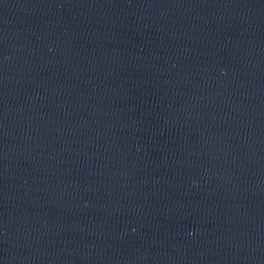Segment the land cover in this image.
I'll use <instances>...</instances> for the list:
<instances>
[{
  "label": "water",
  "instance_id": "95a60500",
  "mask_svg": "<svg viewBox=\"0 0 264 264\" xmlns=\"http://www.w3.org/2000/svg\"><path fill=\"white\" fill-rule=\"evenodd\" d=\"M0 264H264V0H0Z\"/></svg>",
  "mask_w": 264,
  "mask_h": 264
}]
</instances>
